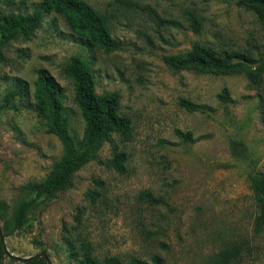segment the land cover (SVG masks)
Returning <instances> with one entry per match:
<instances>
[{"label":"rangeland","instance_id":"374dc122","mask_svg":"<svg viewBox=\"0 0 264 264\" xmlns=\"http://www.w3.org/2000/svg\"><path fill=\"white\" fill-rule=\"evenodd\" d=\"M84 1L105 16L121 49L86 48L60 14L44 13L29 35L3 47L0 98L14 76L25 79L31 92L34 70L46 68L62 86L68 132L78 141L83 120L61 72L78 55L92 71L96 94L118 93L129 133H112L96 157L73 173L70 187L44 198L22 229L4 235L16 203L30 195L26 185L43 179L61 146L28 103L16 100L15 109L0 112V264H43L42 257L33 263L16 258L39 252L50 264H77L70 254L79 242L100 261L116 256L122 264L131 258L210 264L230 246L238 248L232 264H264V226L255 223L258 202L250 185L252 174L264 175V76L251 87L241 73L174 70L162 59L185 53L195 41L264 57V30L254 14L236 0ZM38 3L0 0V14H29ZM186 11L200 18L198 32L189 27ZM223 86L225 103L217 97ZM180 98L202 109L188 111ZM113 145L126 155L122 173L101 163L111 158Z\"/></svg>","mask_w":264,"mask_h":264},{"label":"trees","instance_id":"16d2710c","mask_svg":"<svg viewBox=\"0 0 264 264\" xmlns=\"http://www.w3.org/2000/svg\"><path fill=\"white\" fill-rule=\"evenodd\" d=\"M235 3L251 11L264 30V0H236ZM47 12L60 14L71 35L84 47H96L105 52L121 49V42L111 37L109 33L105 16L84 0H39L36 9L29 14L18 12L0 14V61L4 60L3 47L17 36L29 35L38 26L42 15ZM185 19L193 32L200 30V18L193 11H186ZM162 59L174 70L211 74L241 73L251 87L259 84L264 76V57L254 58L250 52L239 50L217 51L197 41L193 42L185 53L165 55ZM61 72L72 85L73 101L83 120L82 134L78 141H74L68 132L67 117L62 104V86L46 68L39 67L34 70L31 92L25 79L14 76L9 79L0 98V112L15 109L16 100L28 103L35 114L44 121L46 131L53 134L61 146V155L52 162L43 179L38 183L26 185L30 195L16 203L12 220L3 225L4 235L22 229L28 222L32 210L44 198L53 196L59 189L70 187L73 173L96 157L98 149L104 141L110 139L112 133L122 136L129 133V119L118 112V93L111 91L96 94L92 71L81 57L70 56L62 65ZM217 97L224 103L229 100L225 86L221 88ZM260 100L259 106L264 122V95ZM179 104L188 111L202 109L201 105L184 98L179 99ZM176 134L182 135L178 130ZM188 135L187 132L183 136ZM112 151L111 158L100 162L122 173L126 155L114 145ZM250 185L258 202L255 223L257 226H264V175L252 174ZM144 196L149 202L155 201L148 193H144ZM71 249L70 255L78 258L77 264H122L116 256H107L100 261L92 255L87 243L79 242L77 249L72 244ZM3 254L5 250L0 242V259ZM237 255L238 248L230 246L215 254L210 264H232ZM152 260L156 263L159 261L156 256H153ZM33 261L30 260L29 263ZM130 264L146 262L131 258Z\"/></svg>","mask_w":264,"mask_h":264},{"label":"water","instance_id":"95a60500","mask_svg":"<svg viewBox=\"0 0 264 264\" xmlns=\"http://www.w3.org/2000/svg\"><path fill=\"white\" fill-rule=\"evenodd\" d=\"M0 242L2 244L3 249L5 250L3 237L1 235V233H0ZM36 257H42L43 264H50L49 260H48V257L43 252L36 253V254L28 256L26 258H18V257H16V258L19 259V260L25 261V262H27V261L29 262L30 260H32V259H34Z\"/></svg>","mask_w":264,"mask_h":264}]
</instances>
